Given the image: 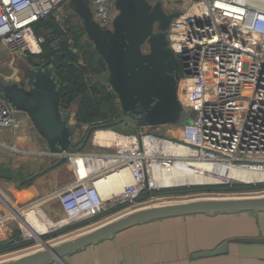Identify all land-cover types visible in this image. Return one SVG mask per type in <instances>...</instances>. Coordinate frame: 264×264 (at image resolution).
<instances>
[{"label": "built area", "instance_id": "obj_1", "mask_svg": "<svg viewBox=\"0 0 264 264\" xmlns=\"http://www.w3.org/2000/svg\"><path fill=\"white\" fill-rule=\"evenodd\" d=\"M66 1L0 0V44L10 54L24 58L41 53L44 38L35 34L33 23L63 13ZM88 1L93 19L109 27L116 14L115 0ZM162 2L163 6L175 2L172 11H179L167 30L168 45L180 61L178 101L195 116L178 126V138H167L147 128L124 134L112 127H97L90 141L105 151L82 149L68 154L67 159L79 168L74 180L23 209H41V203L57 199L63 217L45 232L97 215L117 203H129L124 211L157 198L135 200L143 190L166 188L158 186L155 169L176 162L264 170V0ZM19 113L0 97V129L18 130L23 123L17 117ZM97 131L106 132L102 144L96 139ZM168 144L190 152L168 153L164 149ZM122 168H127L131 182L121 179L122 190L116 194L103 184L111 173ZM1 202L7 212L0 213V233L7 235L3 224L19 213L3 199ZM19 222L22 237L30 238L25 224Z\"/></svg>", "mask_w": 264, "mask_h": 264}, {"label": "water", "instance_id": "obj_2", "mask_svg": "<svg viewBox=\"0 0 264 264\" xmlns=\"http://www.w3.org/2000/svg\"><path fill=\"white\" fill-rule=\"evenodd\" d=\"M68 7L78 17L85 37L105 64V71L94 75L95 80L109 86L117 97L119 111L116 119L103 127L132 134L138 129L176 123L181 116L177 98L180 61L170 49L166 35L170 21L179 15V11L166 12L162 0H115L116 14L111 25L106 27L93 19L87 0H69ZM44 35L52 51L50 58L44 61L25 59L26 68L15 79L0 78V97L16 111L27 115L36 132L45 140L48 154L56 157L54 162L29 176H24L19 169L0 165V176L19 184L35 179L64 163L68 154L84 149L92 130L90 127L82 142L75 145V112L69 110L68 103L61 102L59 94L63 83H67L68 74L56 73L63 64L64 53L51 31ZM61 107L65 110L61 111ZM189 117V114L184 117L181 124L190 121ZM245 211H264V194L208 196L146 205L51 244L39 234L35 238L42 248L2 259L0 264L61 261L68 254L154 220ZM5 237V233H0V239ZM234 240L264 243V237ZM228 243L225 240L215 249L198 251L192 257L225 254Z\"/></svg>", "mask_w": 264, "mask_h": 264}, {"label": "crops", "instance_id": "obj_3", "mask_svg": "<svg viewBox=\"0 0 264 264\" xmlns=\"http://www.w3.org/2000/svg\"><path fill=\"white\" fill-rule=\"evenodd\" d=\"M62 12L59 15L67 16L66 12ZM55 17L58 19L57 16ZM0 48L10 54L4 45L0 44ZM10 55L6 60H3L6 68L0 71V74L8 73L7 71L15 73L17 70L16 67L10 69L11 65H14L15 58L12 54ZM17 117L23 120L18 130L0 129V165L19 169L24 176H29L32 173L27 172L25 165L21 163L23 162L21 161L23 160L22 156H38L48 159L50 162H54L56 157L48 154L45 140L36 132L27 115L21 112ZM178 126L180 125L167 123L152 128L148 127L147 130L156 131L160 128L164 129L166 133L170 132V136H173L178 130ZM35 179L21 185L17 181L0 178V213L7 212L1 199L19 213H14L15 217L3 224L2 228L6 230L7 237L15 228L20 231V220L31 228L33 231L31 235L38 236L46 233L44 231L48 225L54 224L53 226H55V222L63 217L57 199L51 198L41 203L42 210L32 208L43 211L49 217L51 221L48 218L44 219L45 227L37 230L24 219L23 216L30 210L32 211V209L23 210L32 202L30 200L32 195L40 191L43 194L41 197H47L55 190L65 186L51 178L40 184L36 183ZM73 180L74 176L71 182ZM7 193L8 195H5ZM44 205L47 209L44 208ZM61 226L63 225L52 228V230ZM74 232L65 233L48 241L66 237ZM247 237H264V211L217 215L193 214L154 220L132 226L113 237L68 254L61 261L53 260L46 264H264V243H245L234 240ZM225 240L229 242L225 254L202 258L192 257L198 251L215 249Z\"/></svg>", "mask_w": 264, "mask_h": 264}, {"label": "trees", "instance_id": "obj_4", "mask_svg": "<svg viewBox=\"0 0 264 264\" xmlns=\"http://www.w3.org/2000/svg\"><path fill=\"white\" fill-rule=\"evenodd\" d=\"M75 14L56 19L54 15L43 17L33 23L36 35L42 36V52L28 54L25 59L38 58L46 60L52 56L44 33L51 31L59 41L61 51L64 53L63 64L56 73H67V83L60 88V99L69 106L75 105L76 128L104 126L112 122L118 114V101L115 93L104 84L95 80L94 75L105 71V64L100 55L94 50L92 43L85 37L84 30ZM86 131L80 133L79 145L85 137ZM3 179H9L4 178ZM24 182L21 185H25ZM264 189V183H220L206 185H191L167 187L156 190H143L135 200L145 201L155 196H185L195 193H244ZM128 202L112 205L101 213L77 220L42 234L45 241L55 239L68 232L82 229L93 222L121 211L128 206ZM34 239L22 237L19 229H13L9 237L0 239V255L25 249L34 244Z\"/></svg>", "mask_w": 264, "mask_h": 264}, {"label": "rangeland", "instance_id": "obj_5", "mask_svg": "<svg viewBox=\"0 0 264 264\" xmlns=\"http://www.w3.org/2000/svg\"><path fill=\"white\" fill-rule=\"evenodd\" d=\"M68 2L66 1V3L63 5V11L66 12L67 15H72L73 13L71 12V10L68 7ZM165 3L167 5H165L164 8L168 12L172 11L174 6L176 5L175 2H165ZM56 16L58 17V19H60V18H62V16H64V14H61V15L57 14ZM76 18H77V16H76ZM77 20L79 21V19H77ZM166 41L168 43V35H166ZM8 56H11V55L8 54V52L6 50L0 48V71H2L3 69L6 68L5 67V63H4L3 60H6L8 58ZM13 57H15L14 58V65H11V67H10L11 70L14 67H17L19 69L20 68H23V69L26 68L27 64L25 62L24 57L14 56V55H13ZM245 68H246V63L243 66V69H245ZM10 69L7 68V70H10ZM179 109L181 110V116L179 118H177L176 123H173L174 125H181V123L183 121V118L186 117V116L188 117V114L190 116L189 118H192V117L195 116V112L189 111L187 108H185L181 104H179ZM70 110L72 112H75V105L74 104H72L70 106ZM152 127H155V126H152ZM152 127H150V128H152ZM88 129L89 128L86 127V126H83L81 129L76 128V131H75V145H76L77 140L79 138V136L76 133L80 134V133H82L84 131L87 132ZM95 129H98V128L97 127L92 128L91 133L89 135V139H88V141H87V143H86V145L84 147V151H87V152L105 151V149L103 147L98 146V145H93L91 143V141H90L91 136H92V134H93ZM9 130H12V129H9ZM153 130H155V129H153ZM154 132L159 133L160 135H163L164 137H167V138H171L172 137V136H170L171 133L170 132L166 133V131L164 129H160L159 128L158 130H156ZM173 137H175V138L179 137L178 130L176 131V133L173 134ZM109 151H112V150L109 149ZM22 157L21 158L23 160H21V161H23V162H21V163L25 165V168L27 169V172H30V174L38 172V171L42 170L44 167H46L47 165L52 163L48 159H42L41 157H38V156L26 155V156H22ZM74 166L75 165L72 162V160L67 159L64 163L59 165L57 168L52 169V170L46 172L45 174L37 177L34 181L36 183L40 184V183H44L46 181V179L51 178L52 180H57L60 185H66L69 182H71L73 176H75V172H78L79 168L76 169ZM232 182H240V181L239 180L228 179V182L223 181V182H220V183H232ZM220 183L219 182H210V183H203V184L202 183H194V184H183V185L181 184V185H173V186L169 185L168 187L191 186V185H206V184H220ZM242 183H244V182H242ZM251 183H264V181H256V182H251ZM261 194H264V189L257 190V191H252V192H244V193H239V194H230V195L237 196V195H261ZM2 195H4V194H2ZM5 195H8V193L5 194ZM42 195L43 194L40 193V191H38L37 193H35L34 195L31 196L30 200L33 202V200L40 198ZM230 195L229 194H221V193L220 194H213V195L212 194L211 195H205L203 193L202 194L195 193V194H190V195H185V196H157V198H155V199H153L151 201H148L146 203H143L141 205H137L136 207H133V208H130V209H127V210H124V211L109 215V216L105 217L104 219H101L97 223L92 224V225H90L88 227L79 229V230L75 231L74 233H71L70 235H67L66 237L73 236V235H75L77 233L84 232V231L96 226L97 224H100V223L106 222L108 220H111L112 218H114L116 216H119V215H121V214H123V213H125V212H127L129 210H132L134 208H139V207L146 206V205L162 204V203L171 202V201H179V200H186V199H191V198H198V197L230 196ZM0 196H1V194H0ZM44 208H46V205H44ZM16 218L18 220H20L18 217H16ZM31 236H30V238L34 239V241H35L34 244L31 247L23 249V250L15 251V252H12V253L0 255V260L6 259V258H10V257H14V256H18L20 254L27 253V252L42 248V244H40V242L35 238V236H33V235H31ZM66 237H62V238H59V239H56V240H52V241H47V243L51 244L53 242H56L58 240L66 238Z\"/></svg>", "mask_w": 264, "mask_h": 264}, {"label": "bare ground", "instance_id": "obj_6", "mask_svg": "<svg viewBox=\"0 0 264 264\" xmlns=\"http://www.w3.org/2000/svg\"><path fill=\"white\" fill-rule=\"evenodd\" d=\"M104 131L96 132V139H102L105 136ZM110 135V134H109ZM165 151L174 155H188L190 151L185 150L178 146H165ZM155 178L158 186L168 187L173 185H183V184H194V183H210V182H228V179L239 180L240 182H256L264 181V170H254V169H242L227 165H214L211 163H202L196 161H184L176 162L173 166L168 168H157L155 169ZM121 179L125 183H130V175L127 168H122L120 171L111 173L105 180L106 184L104 187H111L116 194H119L122 190L123 184ZM227 180V181H226ZM105 198V197H104ZM103 198V199H104ZM18 217V216H17ZM24 219L37 230L45 227V216L40 210L32 209L30 212L26 213ZM49 221H51L49 219ZM24 223V222H23ZM30 234L33 233L31 228L24 223ZM54 225V224H53ZM53 225H48L53 227ZM47 228V229H48ZM46 229V230H47ZM45 232V231H44Z\"/></svg>", "mask_w": 264, "mask_h": 264}, {"label": "flooded vegetation", "instance_id": "obj_7", "mask_svg": "<svg viewBox=\"0 0 264 264\" xmlns=\"http://www.w3.org/2000/svg\"><path fill=\"white\" fill-rule=\"evenodd\" d=\"M164 7V6H163ZM164 10H165V8H164ZM166 11V10H165ZM166 12H168V11H166ZM48 46H49V43H48ZM59 47H60V43H59ZM60 49H61V47H60ZM25 59V58H24ZM42 61H44V60H42ZM17 68V67H16ZM23 68H17V70L15 71V73L12 71H7L8 73H2V74H0V78L1 77H3V78H10V79H15L16 77H17V75H19L20 74V72H21V70H22ZM58 75L60 74V73H57ZM63 103V102H62ZM65 109L63 108V107H61V111H64ZM69 110H70V106H69ZM71 111V110H70ZM78 136H79V138H80V134H77ZM79 138H78V141H79ZM56 160V159H55ZM54 160V161H55Z\"/></svg>", "mask_w": 264, "mask_h": 264}]
</instances>
